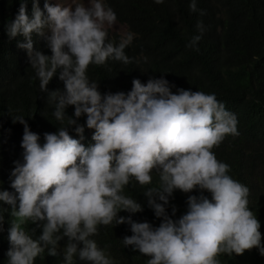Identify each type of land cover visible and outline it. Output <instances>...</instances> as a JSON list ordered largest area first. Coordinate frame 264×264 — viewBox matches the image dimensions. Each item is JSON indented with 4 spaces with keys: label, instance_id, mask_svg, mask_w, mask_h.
<instances>
[{
    "label": "clouds",
    "instance_id": "obj_1",
    "mask_svg": "<svg viewBox=\"0 0 264 264\" xmlns=\"http://www.w3.org/2000/svg\"><path fill=\"white\" fill-rule=\"evenodd\" d=\"M189 9L205 14L198 10L197 0H191ZM116 21L105 0H87V4L73 0L72 6L44 0L43 10L39 0H32L31 17L27 0H20L15 19L5 25L10 40L23 38L17 48L25 50L40 91L47 93L55 106L53 115L62 125L55 133H44L41 144L40 135L24 118L13 121L24 127L22 162L14 161L10 174L14 191L0 190V202L11 206L15 218L8 229V264H35L45 249L48 255H61L59 241L64 237L68 239L64 264H75L74 257L87 264H114L91 237L101 225L121 224L129 225L132 233L123 238L124 246L149 257L147 264H220L221 254L242 255L253 248L264 256L261 224L248 208L250 190L228 174L229 165L213 151L226 136L239 135L235 114L214 94L183 88L173 93L175 85L163 76L150 77L147 83L133 79L129 92L104 94L98 82L89 79L90 65L132 62L125 54L131 33L118 44L109 40L108 29ZM196 27L202 35L203 22ZM34 34L44 39L51 55L34 47ZM201 35L187 47L195 48ZM57 74L64 89L49 91ZM68 106H74L73 116L66 114ZM82 116L86 127L94 130V143L88 146L81 142ZM70 127L80 139L70 136ZM154 174L158 185L151 186ZM133 181L150 186L143 195L161 219L159 226L118 215L144 210L124 194ZM176 190L201 194L189 195L187 211L173 219L176 207L169 216L166 206ZM3 221L0 214V231ZM28 222L42 229L38 238L23 227Z\"/></svg>",
    "mask_w": 264,
    "mask_h": 264
},
{
    "label": "trees",
    "instance_id": "obj_2",
    "mask_svg": "<svg viewBox=\"0 0 264 264\" xmlns=\"http://www.w3.org/2000/svg\"><path fill=\"white\" fill-rule=\"evenodd\" d=\"M55 3V0H51ZM57 2H59L57 0ZM117 16V21L127 25L134 35L125 54L132 60L130 64L109 60L104 66L90 65L87 74L97 81L99 91L104 93H127L132 88V80L147 83L148 79L163 76L171 90L178 88L214 94L224 103L226 110L237 118L238 136L228 135L213 151L218 160L229 165V175L250 190L248 208L259 219L264 243V0H197L200 12H191V0H164L156 4L154 0H105ZM43 10L44 0H39ZM20 0H0V190L11 188L10 174L14 161L22 162L23 125L18 117L24 118L32 132L40 135L44 143V133H55L62 125L53 115L55 106L47 99V93L39 88V79L31 68L25 50L17 48L22 37L9 39L5 25L15 19ZM32 0H27V13L31 17ZM202 21L205 31L201 35L196 25ZM196 35H201L195 48L187 45ZM108 37L118 44L122 36L108 29ZM34 47L46 55H51L43 38L34 34ZM198 49V50H196ZM49 91L64 89L58 74L48 85ZM73 116L74 106L66 109ZM86 117L78 123L85 125L83 140L85 146L93 144V129L85 124ZM64 124H67L65 119ZM70 136L80 139L74 127L68 129ZM158 185L154 174L153 185ZM141 187L133 181L125 188L124 194L136 199L144 206L140 213L126 211L119 216L132 215L136 222H148L159 226L147 206ZM196 190L183 193L176 190L166 210L171 216L172 206L177 209L173 219H178L187 211V197L199 196ZM211 199V194L204 192ZM3 215V231H0V264H8L7 252L10 248L8 229L14 217L11 206L0 202ZM33 239L42 234V229L28 222L23 225ZM35 229L32 233L31 230ZM126 224L99 226L98 234L91 237L99 248L114 261V264H147L149 257L142 255L132 246L125 247L123 238L131 236ZM67 237L59 241L61 255L51 256L45 252L38 256L35 264H64L63 251ZM82 247V244L79 245ZM220 264H264V256L253 248L242 255L221 254ZM75 264H87L74 257Z\"/></svg>",
    "mask_w": 264,
    "mask_h": 264
},
{
    "label": "rangeland",
    "instance_id": "obj_3",
    "mask_svg": "<svg viewBox=\"0 0 264 264\" xmlns=\"http://www.w3.org/2000/svg\"><path fill=\"white\" fill-rule=\"evenodd\" d=\"M58 1H59V3H61L64 6H72L73 5V0H58ZM75 3H85V4H87V0H75ZM109 30L111 32L119 33L122 37H126L129 33H131L129 31L127 25H124V24H122V23H120L118 21H116L115 25L111 26L109 28Z\"/></svg>",
    "mask_w": 264,
    "mask_h": 264
}]
</instances>
